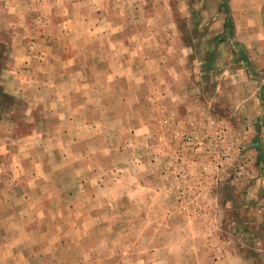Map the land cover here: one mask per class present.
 Wrapping results in <instances>:
<instances>
[{"label": "rangeland", "instance_id": "374dc122", "mask_svg": "<svg viewBox=\"0 0 264 264\" xmlns=\"http://www.w3.org/2000/svg\"><path fill=\"white\" fill-rule=\"evenodd\" d=\"M0 264H264V0H0Z\"/></svg>", "mask_w": 264, "mask_h": 264}, {"label": "crops", "instance_id": "0c3cea01", "mask_svg": "<svg viewBox=\"0 0 264 264\" xmlns=\"http://www.w3.org/2000/svg\"><path fill=\"white\" fill-rule=\"evenodd\" d=\"M223 3H225L226 2V0H221ZM122 66H120L119 64H118V66H116V67H114V70H122V68H121Z\"/></svg>", "mask_w": 264, "mask_h": 264}]
</instances>
